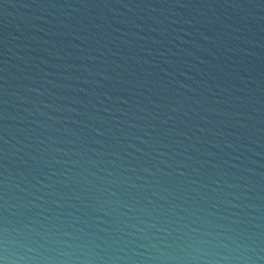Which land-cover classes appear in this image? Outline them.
<instances>
[{
  "label": "water",
  "instance_id": "95a60500",
  "mask_svg": "<svg viewBox=\"0 0 264 264\" xmlns=\"http://www.w3.org/2000/svg\"><path fill=\"white\" fill-rule=\"evenodd\" d=\"M0 264H264V0H0Z\"/></svg>",
  "mask_w": 264,
  "mask_h": 264
}]
</instances>
